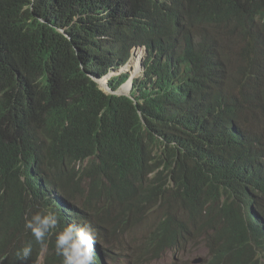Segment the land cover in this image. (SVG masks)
Instances as JSON below:
<instances>
[{
    "label": "trees",
    "instance_id": "16d2710c",
    "mask_svg": "<svg viewBox=\"0 0 264 264\" xmlns=\"http://www.w3.org/2000/svg\"><path fill=\"white\" fill-rule=\"evenodd\" d=\"M255 15L264 0H0V220L18 243L42 246L24 223L43 208L58 215L57 231L65 226L55 195L81 173L148 200L167 244L210 231L207 264H264V79L253 71L237 101L206 52L239 35L258 52ZM137 44L147 55L131 98L103 93L89 76L124 67Z\"/></svg>",
    "mask_w": 264,
    "mask_h": 264
},
{
    "label": "clouds",
    "instance_id": "9594fccd",
    "mask_svg": "<svg viewBox=\"0 0 264 264\" xmlns=\"http://www.w3.org/2000/svg\"><path fill=\"white\" fill-rule=\"evenodd\" d=\"M254 26L259 36L264 39V15H255ZM216 40L218 43L215 51L212 52L210 49L206 52L214 53L209 60L217 57V63L222 64L219 70L213 72L219 77L218 86L235 90L234 98L240 101L238 92L250 90V87L255 85L252 84L255 82L251 77L253 71L264 79V40L258 52L248 50L242 43L241 35L231 38L221 37ZM138 46L144 47L146 57L147 48L144 44L131 46L129 52ZM144 60L139 65L143 70ZM231 62H237V65L232 66ZM124 67L112 69L108 75L100 79L89 77L100 89L99 80L107 78L113 70L119 71ZM122 74L125 73L120 72L118 76ZM203 80L204 85H210L209 79ZM107 86L108 91L100 90L107 95L124 96L118 93L122 86L117 91L109 89V82ZM131 88L133 89V83ZM130 96L124 97L131 98ZM234 129L242 140L245 136L244 128L237 126ZM84 167L85 164L83 167H76L75 171L79 172ZM33 170L38 178V185L43 188L44 169L36 162ZM95 184L96 181L78 173L76 180L67 184V195L65 193L55 195L67 209L65 226L58 231V215L50 208H43L25 218V230L30 232L36 243L42 245L37 250L32 251L31 241L25 245L21 241L18 243L13 229L0 220V264H47V261L53 260L56 255L61 258V264H135L134 261L138 264H151L168 256L172 264L192 262L190 260L192 251L199 245L198 239L195 240L197 237L187 238L179 243H165L164 236L155 234L156 220L153 217L148 218L151 214L148 212L150 206L148 200H143L142 204H135L137 198L132 200L123 192L109 191L101 183L99 188H96ZM26 192L29 193V189L26 188ZM28 198L31 199L29 194ZM75 210L81 212L85 221L76 219ZM118 216L126 217L128 222L119 223ZM53 235L54 250L50 247V241L47 242ZM206 251L208 255L202 258V264H207L214 257L210 248ZM141 257H148V260L141 262Z\"/></svg>",
    "mask_w": 264,
    "mask_h": 264
},
{
    "label": "rangeland",
    "instance_id": "374dc122",
    "mask_svg": "<svg viewBox=\"0 0 264 264\" xmlns=\"http://www.w3.org/2000/svg\"><path fill=\"white\" fill-rule=\"evenodd\" d=\"M134 49H132V51L129 52L130 61H129L128 65L126 67L122 68L123 70L122 69H120L119 71L118 70L117 71L113 70L111 72L112 74H114V76L117 77L118 74H120V72H122V73H125V74H129V76L131 75L130 79L132 78V80L136 79V80H140L141 81L143 79L144 70L139 65L143 62V60L145 58V50H144V47H142V46H138L135 49V51H134ZM231 65L232 66L237 65V62H231ZM100 89L101 90L103 89L105 91L107 90V89H105L104 87H101V86H100ZM131 93H132V88L130 90L129 95H126V96L129 97L131 95ZM210 236H211V233L209 231V232H204V234L200 238H198L199 245H198V247L195 250L192 251V254L190 256V260L192 262H190L189 264H202V258H204V257H206L208 255V252L206 250L209 248V247H207V245H209V242L211 241ZM134 263L138 264L136 261H134ZM129 264H131V263H129ZM151 264H172V263H171L170 258L168 256V257H165L162 260H159V259L155 260Z\"/></svg>",
    "mask_w": 264,
    "mask_h": 264
},
{
    "label": "bare ground",
    "instance_id": "6f19581e",
    "mask_svg": "<svg viewBox=\"0 0 264 264\" xmlns=\"http://www.w3.org/2000/svg\"><path fill=\"white\" fill-rule=\"evenodd\" d=\"M136 49V48H135ZM135 49H134V51H135ZM111 75H109L107 78H104V79H102V80H99L98 81V83H99V85L101 86V87H104L105 89H108V82H109V80L114 76V74H112V73H110ZM132 82H133V80H132V78L130 79V81L128 82V83H126L124 86H122L120 89H119V91H118V93L120 94V95H129V93H130V90H131V85H132ZM108 91V90H107Z\"/></svg>",
    "mask_w": 264,
    "mask_h": 264
},
{
    "label": "water",
    "instance_id": "95a60500",
    "mask_svg": "<svg viewBox=\"0 0 264 264\" xmlns=\"http://www.w3.org/2000/svg\"><path fill=\"white\" fill-rule=\"evenodd\" d=\"M95 81V80H94Z\"/></svg>",
    "mask_w": 264,
    "mask_h": 264
}]
</instances>
